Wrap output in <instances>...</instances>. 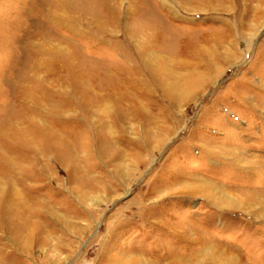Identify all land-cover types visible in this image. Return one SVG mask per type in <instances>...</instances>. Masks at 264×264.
I'll use <instances>...</instances> for the list:
<instances>
[{
	"label": "rangeland",
	"instance_id": "1",
	"mask_svg": "<svg viewBox=\"0 0 264 264\" xmlns=\"http://www.w3.org/2000/svg\"><path fill=\"white\" fill-rule=\"evenodd\" d=\"M165 1L0 0V207L9 178L24 198L0 208V264H264V0ZM145 27L174 53L137 60L140 115L87 110L81 71L130 67Z\"/></svg>",
	"mask_w": 264,
	"mask_h": 264
},
{
	"label": "bare ground",
	"instance_id": "2",
	"mask_svg": "<svg viewBox=\"0 0 264 264\" xmlns=\"http://www.w3.org/2000/svg\"><path fill=\"white\" fill-rule=\"evenodd\" d=\"M166 4H167V2L165 0H158L157 7L159 9H160V7L164 8L165 6H167ZM171 17H174V15L171 16ZM175 17H176V15H175ZM170 20L172 21L173 19H170ZM159 30H158V27H155V28L154 27H148V28L145 27L142 30L143 33L141 35L142 36L144 35L143 39H145L147 41V43L145 42L147 45L145 46L144 49L142 48L143 50H139L138 51L139 55L137 57L136 56L134 57L132 53H129V52L125 51V53L123 55V60L127 61L131 65L130 67H125V66H121L120 67V66H118V67L112 68V66H107V67L103 68V66H102L100 69H97V70L94 69V71L91 70L90 74H86L87 73L86 69H84L85 70L84 72L81 71V73L79 75V78L81 79L79 81L80 82L79 84H84L86 82V81H84V76H88V78H89V80H88L89 81V87L93 91H95V95H90L89 96L90 97L89 103H84L83 102V104L85 105L86 109H87L88 106L89 107H94L96 105H101L102 106L105 103H109L110 105H114L115 104V105L118 106L123 101H127V102L132 103V105H133L134 116L137 118V116L140 115V112H139L140 105H138V103H137V100H136L137 98L136 99L133 98L132 95H134L136 93V90L139 89L140 90V95L143 98H147L146 97V95H147L146 93L148 91H150L151 88L149 86L150 85L149 83H146L144 81L143 82L142 81H138V80H137L138 82H135L136 79H133L134 77L132 78L133 75L140 74L144 70L141 66L138 65L137 60L139 58L143 59L144 52L147 51L148 48H152V47L160 49L165 54H168L169 52L174 53V52L171 51L170 48L168 49V47H167V45H166V43L164 41L165 40L164 39V34L161 31H159ZM134 34L138 38V36H137L138 32L135 31ZM136 37H134V35H133V36L128 37V38H129V40H131V39H134ZM187 53H188V49H183L180 52H175L176 55L178 54L180 56H186ZM151 72L155 75V77L152 78V79H154L152 85H156V84L159 83V79H158L159 75H158V73H156L153 70ZM100 76H102L103 79H100ZM81 86H83V85H81ZM127 86L131 87L132 93H134V92L135 93L131 94V92H127ZM173 88L174 87H172V86L171 87H166L163 90L164 96L170 97V95H171L170 94V90L172 91ZM128 94L130 96H128ZM60 107L62 109H64V107H65V109H69L71 107V105L63 103V105L61 104ZM60 107L57 110L58 114H61V113L64 112V110L61 112V110H60L61 108ZM86 115H87V117H89V119H92L91 113L86 114ZM100 123H101V127H103V126L107 127L109 122L102 120V121H100ZM47 132L50 134V136L48 134V136L45 135L44 137H46L48 140L52 141L54 143L55 147L59 150L61 148V146H63L64 143H65L64 142L65 141L64 138L62 137V135L59 136L55 132H52V130H48ZM59 144H60V146H59ZM67 146H68V144H67ZM76 147L78 149L79 145L76 144ZM8 149H10V148L9 147H7V148L5 147V149L4 150L2 149L1 152H0V158H1V161H2V162L0 161V190H1V187H2L1 186L2 185L1 179H3V177L7 178L9 176V173L10 172L13 173V170L15 168L14 164L11 162V159L7 156L8 154H6L7 151H5V150H8ZM12 150H14V149H12ZM21 153H22V151H21ZM256 160L257 159L255 157L254 158L251 157L250 161L248 160L247 162L249 164L252 163V166H253V165H255V164H257L259 162V161H256ZM13 175L15 176L16 174L13 173ZM21 182H23L22 178L17 179V181L11 180L9 178L8 182H5V184H7L8 187L4 188L5 192L3 193L2 197H1L2 201L4 202L3 207L1 206L2 207V212L1 213H3L5 216L6 215L7 216L12 215L13 216V215L16 214V210L18 212L19 209L24 211V207L23 206L19 205V206H15L14 207V204H11V203H23L22 200H24V198H21V197L18 196V194L16 193V189H15L16 187H14L17 184L20 185ZM236 204L237 203H233V201L230 200V199H229L228 202L224 203V205H226L228 207H236ZM261 205H260V207H261ZM249 209H253V208L249 205ZM261 209H262V207H261ZM262 211L264 212V208L262 209ZM257 216H258V214H257ZM262 218H263V216H262ZM229 254L231 256V260L229 261V260H227L228 259L227 258L226 259L227 260L226 261L227 264H238V261H239V263L241 262L240 258L235 257V255H233L232 252L229 253ZM211 255H212V253H211ZM215 260L217 261L218 264H223L224 263V260L220 259L219 257L215 258Z\"/></svg>",
	"mask_w": 264,
	"mask_h": 264
}]
</instances>
